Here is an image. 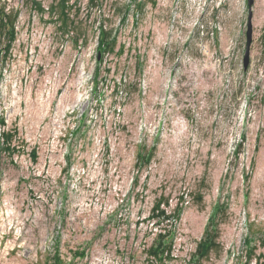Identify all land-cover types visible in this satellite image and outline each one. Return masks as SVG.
Masks as SVG:
<instances>
[{"label":"rangeland","instance_id":"1","mask_svg":"<svg viewBox=\"0 0 264 264\" xmlns=\"http://www.w3.org/2000/svg\"><path fill=\"white\" fill-rule=\"evenodd\" d=\"M249 1L0 0L18 18L10 50L0 32V264H264V0Z\"/></svg>","mask_w":264,"mask_h":264},{"label":"trees","instance_id":"2","mask_svg":"<svg viewBox=\"0 0 264 264\" xmlns=\"http://www.w3.org/2000/svg\"><path fill=\"white\" fill-rule=\"evenodd\" d=\"M68 0H61V7L64 8L65 10L67 9L68 6H66L65 4H67ZM34 5L36 6V8L39 9L40 12H44V8L43 6L38 3L35 2ZM143 4H141L142 6ZM63 9V10H64ZM63 14L66 16V14L63 12ZM18 20L17 18V14H9L6 12V9L4 7H1L0 9V32L2 33H7L10 42L8 45V50H10L11 46H12V42L16 39V21ZM111 35V33H109L105 28L101 29V34H100V41H99V48L98 51H106L110 48H114V44L116 42L115 39H113L111 42L108 41V37ZM125 50V46H122L119 52H124ZM99 72V69H98ZM97 72V73H98ZM1 92V89H0ZM1 122L3 124H5L4 119L2 118ZM6 140H10L9 137H7ZM33 157L35 159H37V153L36 151H33L32 153ZM167 201H159L156 206L153 209V219H157V220H164L167 218H170V215L168 214V212L162 208V204L166 203ZM168 203V202H167ZM179 215V210H177L175 212V216ZM217 238V234L214 233V236L209 237L208 241H206L205 243H202L199 247H198V255L200 258H207L209 255V252L212 249H216L218 247V244L215 243V240ZM163 239L159 237V240H157V245L152 246L150 251L153 255H161L164 256L166 253V256H169L171 251V246H172V241L171 242H167V245H164V243L162 242ZM199 259V258H198ZM200 260V259H199ZM64 262L62 261L60 252L57 251L56 254L54 255L53 258L48 257L46 258V260L42 263V264H63Z\"/></svg>","mask_w":264,"mask_h":264},{"label":"water","instance_id":"3","mask_svg":"<svg viewBox=\"0 0 264 264\" xmlns=\"http://www.w3.org/2000/svg\"><path fill=\"white\" fill-rule=\"evenodd\" d=\"M253 1H249V6L252 7ZM253 25H252V12L249 14V20H248V30H247V49H246V55H245V66H248L249 63V54H250V47L253 40Z\"/></svg>","mask_w":264,"mask_h":264}]
</instances>
